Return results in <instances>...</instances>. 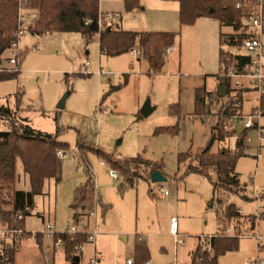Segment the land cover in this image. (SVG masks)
<instances>
[{
  "label": "rangeland",
  "instance_id": "rangeland-1",
  "mask_svg": "<svg viewBox=\"0 0 264 264\" xmlns=\"http://www.w3.org/2000/svg\"><path fill=\"white\" fill-rule=\"evenodd\" d=\"M155 6L154 2L139 0L138 7L126 10L123 0H99V12L119 13L122 16L119 27L126 31L152 32L145 29L154 26L152 23L163 15ZM25 10L26 14L30 9ZM241 18L237 12V27L220 22L223 35L236 40L237 35L247 31ZM168 32H179L176 48L167 54L168 63L164 61L165 65L158 72H152L144 62H138L127 52L118 56L101 54L97 35L87 40L77 32L42 35L28 32L20 38L21 53L25 54L19 73L15 79L0 81V105L9 110V114L0 115V130L19 127L25 123L24 119L43 133H55L58 127V140L69 144L70 148L61 158V179H47L42 192L33 197V206L24 216L21 228L30 234L23 233L22 239L15 242L14 264H89L95 250L100 255L97 264H123L126 258L134 257L133 243L138 242V237L148 248L150 264H189L190 252L196 244L199 253L213 254L207 248V237L218 233L217 214L227 203L235 204L244 216L239 212V217L225 220L222 227L237 229L241 237L238 249L221 255L218 263L244 264L259 257L264 264V214L260 213L264 209H258L256 198L264 194V141L259 147L256 130H248L247 154L242 147L235 166L245 186V197L251 200L222 189L214 191L207 177L185 173L187 163H178L179 153L202 150L211 136L214 137L211 152L224 148L234 152L235 140L241 131L232 137L225 135L213 129L216 120H207L204 111L195 115L196 88L219 90L218 79L210 75L216 70L215 58L209 49L203 51L199 42L188 39L186 32L182 34L179 26ZM222 48L235 54L244 52L240 47L229 48L224 44ZM202 65L206 66L204 71ZM99 68L103 75L96 73ZM243 81L242 87L246 85ZM238 89L244 91L245 88L235 90ZM17 92L21 93L20 103L15 101ZM254 94L247 96L242 92V99H246L239 112L241 115L249 113L257 104ZM63 95H67L64 108L58 109L57 103ZM147 99L155 109L143 117L140 108ZM173 104L178 105V113L171 111ZM158 127L168 129L155 133ZM77 141L92 144L117 159L139 157L150 161L160 167L159 172L166 176V181L150 182L149 170L142 164L133 165V171L140 175L134 178L133 186L125 183L118 171L120 178L114 180L109 176L111 168L102 164L99 156L79 153ZM17 165L15 188L29 191V179L19 168V160ZM88 172L96 186L95 189L93 182L89 212L96 213L95 217L87 213L84 221L92 218L91 229L95 225L99 233L94 244L83 246L80 261L75 262L78 254L74 250L72 257L67 258L51 237L38 234L40 238L36 240L34 233L44 232L47 223H51L57 233L65 232L76 223L69 204L75 188L86 180ZM160 187L166 189L168 195H163ZM99 198L108 206L107 210L102 211ZM257 213L261 215L256 227L252 233H247L248 216ZM172 217L177 220L181 243H176L170 234ZM0 229L5 230L7 226L0 222ZM13 235L7 232L2 236L0 250L12 243ZM256 235L261 237L260 252ZM200 237L205 241L200 242Z\"/></svg>",
  "mask_w": 264,
  "mask_h": 264
},
{
  "label": "trees",
  "instance_id": "trees-1",
  "mask_svg": "<svg viewBox=\"0 0 264 264\" xmlns=\"http://www.w3.org/2000/svg\"><path fill=\"white\" fill-rule=\"evenodd\" d=\"M126 10L139 6V0H123ZM179 3L178 21L182 25H192L199 17H210L223 24L235 25L237 10L234 4L238 0H172ZM30 8L39 10V19L29 25V33L42 35L51 32H77L87 40L98 36L99 51L106 56H118L139 46L141 54L147 58L149 69L158 72L164 65L165 54L168 47L172 46L179 36V32H137L126 31L119 24L110 26H99V0H31ZM18 0H0V55L10 44L12 34L18 26ZM105 24V23H103ZM237 24V23H236ZM236 26V25H235ZM237 27V26H236ZM225 38L222 40V37ZM222 44L229 48L240 45V36L234 37L220 34L219 61L238 60L244 63L247 56L235 54L229 49L224 50ZM25 52L20 55V62ZM18 71L0 72V81L15 79ZM78 75H83L78 73ZM219 81V87L224 82L226 94L223 97L217 95L218 112L222 116H228L241 111L242 90L229 88L228 79L215 75ZM218 91V89H217ZM206 92L200 89L197 93L198 100L195 107V115L203 113V97ZM209 93V92H208ZM16 103L21 102V93L15 94ZM260 108L264 110V96L260 99ZM171 111L178 113V105L170 106ZM9 114L6 107L0 105V115ZM55 120H57L55 118ZM25 123L11 130H0V222L9 229H21L24 227V216L33 206V197L42 192L47 179L59 181L62 173L61 158L57 151L67 152L69 144L58 140L59 128L55 133H43L33 129L24 119ZM216 126L213 127L215 129ZM158 127L155 133L167 130ZM214 137L209 138L208 144L200 151L181 152L178 154V163H187L188 173H196L207 177L213 190L222 189L229 193L241 194L245 197V186L240 182L235 172L237 160L242 155V145L237 143L236 151L220 149L211 152ZM79 153H95L111 169L118 171L123 181L130 187L134 185L135 179L140 177L133 171V165L142 164L149 170L160 171V167L150 161L139 157L128 159H117L96 148L92 144L77 141L75 144ZM20 159L23 173L28 176L30 190L23 191L15 188L17 179L16 162ZM122 187V186H121ZM93 181L90 173L86 180L77 186L73 192L69 208L74 211L73 220L78 223L81 215H87L92 207ZM264 198V194L261 195ZM246 198V197H245ZM99 206L102 211L108 206L101 202ZM22 214L23 219L17 215ZM239 210L233 203L224 205L222 212L217 214V222L222 225L225 220L239 217ZM255 215H249L251 224L255 221ZM24 234L30 232L24 231ZM63 241V249L67 258L72 257L74 246L85 241L86 237L77 234L70 237L63 233L59 235ZM39 236L36 237L38 239ZM239 237L214 236L210 240L212 255L199 253L197 245L191 252L189 264H218V258L226 252L238 249ZM16 246L14 243L3 246L0 250V264H14ZM149 260V251L144 243H136L134 259L132 264H145Z\"/></svg>",
  "mask_w": 264,
  "mask_h": 264
},
{
  "label": "built area",
  "instance_id": "built-area-1",
  "mask_svg": "<svg viewBox=\"0 0 264 264\" xmlns=\"http://www.w3.org/2000/svg\"><path fill=\"white\" fill-rule=\"evenodd\" d=\"M31 0H18V26L17 29L12 34V40L10 44L6 47L3 53L0 55V72H8V71H18L20 69V53L21 48L19 46L20 38L28 33L29 25L33 24L39 19V10L37 8L30 9ZM234 8L241 15V24L244 28H247V31L240 33V45L238 47L242 48L244 52L237 53L240 55H244L248 57V60L244 63L239 62L238 60L229 61H219L218 72L217 75L219 77L228 79L229 88L234 90L240 85L241 82L247 83V85L256 93L257 96V104L250 109L249 113H245L241 115L240 113L231 114L228 116H222L218 112L217 106V95L218 91L209 92L203 101V111L207 117V120H216V128L221 133L234 136L237 134V131L240 130L239 136L236 138L235 143H239L244 148L245 154H247V150L249 145L247 142L250 139L247 137L246 133L248 130L254 129L257 132V138L259 141V147H261L262 141H264V123L262 120L264 118V110L260 108V99L264 96V0H238L234 4ZM24 9H30L28 13L23 14ZM120 20V14L117 12H106L99 13L98 15V23L99 26L101 23H105L107 25L116 24ZM27 22V24H25ZM30 23V24H29ZM172 46L168 47L166 52L170 51ZM134 56H138L140 51L138 49H131ZM87 64V63H86ZM98 75L103 72L98 70L96 72ZM227 88V87H226ZM57 155L60 158H64L67 155V152L57 151ZM102 164H105L103 161ZM109 176L118 180L120 178L118 172L114 169H109ZM94 182V181H93ZM94 187L95 182H94ZM160 192L163 195H168V191L163 187H160ZM257 207L259 210L264 209V199L260 196H257ZM95 213L93 210L88 212V215L95 217ZM264 214L263 212H260ZM257 213L255 215L256 218L261 215ZM18 219H23L22 214L17 215ZM169 230L170 234L175 238L176 243H181L183 240L178 233L177 220L172 217L169 222ZM7 232L13 233L12 243L20 241L23 237L22 229H0V240L2 236ZM67 234L70 237H74L77 234L85 235L86 239L84 242L79 243L74 246V252L79 255L82 252V246L87 243L94 244L96 236L98 235V231L94 225V228L91 229L86 225L81 224H73L69 229L65 232L57 233L54 230V226L51 223H47L45 225L44 232L42 233H34V237L36 238L38 234H44L53 239V243L55 246L63 245V241L60 234ZM226 236V237H241L240 232L237 229H233L230 227H222L218 233H214L209 235L207 242V248L211 252L210 240L214 236ZM33 234L31 233L32 237ZM200 242L205 241L204 237H200ZM256 239L258 241L257 250L260 252L262 250L261 245V237L256 235ZM138 241H143L142 238L138 237ZM5 246V245H4ZM99 262V257L94 251L93 255L89 258V264H97ZM262 259L256 257L253 260L246 261L244 264H262ZM133 258H128L125 260L123 264H132ZM114 264H121L115 262ZM145 264H149L147 261ZM170 264H178L176 262H172Z\"/></svg>",
  "mask_w": 264,
  "mask_h": 264
},
{
  "label": "crops",
  "instance_id": "crops-1",
  "mask_svg": "<svg viewBox=\"0 0 264 264\" xmlns=\"http://www.w3.org/2000/svg\"><path fill=\"white\" fill-rule=\"evenodd\" d=\"M143 1L144 0H142V2ZM145 1H146V3H151V2L153 3L154 2V4L156 5L155 7L157 8V10L163 14L156 21H154V23H152V24H154V26H150V27L148 26L145 30H149V31H152V32H157V31H167L168 32V31H174V29H176L177 26H179V28L182 29V34L184 32L187 33L188 39L191 37V40L199 42V44H200L201 48L203 49V51H206V49H209L211 51V54L214 55L215 64H216V70L212 71L210 73V75H212L214 78H216L215 75L218 72V65H219L220 34L224 33L222 31L223 26L220 24V22L218 20H216L214 18H210V17H199V18L196 19V21H195V23L193 25H182L181 26L179 24V21H178L179 3L177 1H172V0H159V1L158 0L157 1L145 0ZM30 9H32V8H30ZM144 9H145L144 7L140 8L141 11H143ZM25 11H23L24 15H25ZM121 21H122V16L120 15V20L118 21V24L121 23ZM25 24H27V22H25ZM178 40H179V46H178V49H179V47H180V37H179ZM134 48L138 49L140 51L139 46L136 45ZM175 48H176V43L172 45V49L170 51L166 52L165 59H166L167 54L169 55L172 52H174ZM127 53L131 54L138 62H144L147 65L148 69H149V64H148L147 58L141 54V51H140V54L138 56H134V54L132 53L131 50L128 51ZM166 62L168 63V61L165 60V63ZM165 63H164V65H165ZM205 67L206 66L202 65L201 66V70L204 71L203 69H206ZM98 70L102 71L100 68ZM103 73L100 74V75H103ZM125 76H127V75H125ZM125 78H127V77H125ZM243 88H245V89H243ZM200 89H202V88H196V92L198 93ZM215 89H216V87H214V88H212L210 90L204 89V91H206V92H214ZM242 89L244 90L243 91L244 95H247V96L249 94H254L255 93L247 85V83H246L245 86L242 87ZM254 95H256V93ZM245 99H246V97H244V100ZM256 99H257V96H256ZM196 100H198L197 96H196ZM244 100L242 102V108H243ZM263 120H264V118H263ZM18 160H19V168L21 169V171H23V167H22V163H21L20 159H17L16 169H17V166H18L17 165L18 164ZM245 199H250L251 200V197L248 196ZM239 212H240V210H239ZM263 213H264V211H263ZM250 215H253V214H250ZM85 216L87 217V215H81L80 216L78 224L86 225V226L89 225L90 228H91V225H92V222H93V221H91L92 218L91 219L87 218L88 221L86 222V221H84V217ZM242 216H244V215L242 214ZM257 219L258 218H255V221H254L253 224L249 223V226L247 227V230H246L247 233H252L253 232V230L256 227ZM87 223H88V225H87ZM217 224H218V222H217ZM177 227H178V225H177ZM221 228H222V225L218 224V231L217 232H219ZM39 238L40 237H38V239H36V238L35 239L39 240ZM238 239H240V237ZM136 243H137V241L133 243L134 251H135ZM138 243H144V241H142V242L138 241ZM83 246H82V248H83ZM196 246H197V244H196ZM61 247L63 249V245ZM238 247H239V242H238ZM193 250H191V252ZM63 252H64V249H63ZM191 252H190V258H191ZM97 254H98V257L100 259V255H99L98 252H97ZM81 255H82V252L79 253V255H76L75 262H79L80 261ZM128 258H131V257H128ZM128 258H126V259H128ZM133 259H134V257H133ZM148 262L150 264V260H148Z\"/></svg>",
  "mask_w": 264,
  "mask_h": 264
},
{
  "label": "water",
  "instance_id": "water-1",
  "mask_svg": "<svg viewBox=\"0 0 264 264\" xmlns=\"http://www.w3.org/2000/svg\"><path fill=\"white\" fill-rule=\"evenodd\" d=\"M226 94V85L223 82L218 90V96L219 97H223ZM66 97L67 95H63L60 100L57 103V108L58 109H62L64 108L65 105V101H66ZM155 107L153 105L150 104V101L147 99L141 106L140 108V112L142 114L143 117H147L148 115H150L153 111H154ZM119 143V141L117 142ZM166 181V176L163 175L162 173H160L159 171H152L150 173V182L152 183H161Z\"/></svg>",
  "mask_w": 264,
  "mask_h": 264
}]
</instances>
